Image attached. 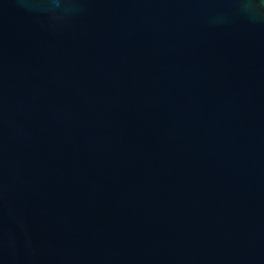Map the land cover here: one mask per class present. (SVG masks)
<instances>
[{
  "label": "water",
  "instance_id": "95a60500",
  "mask_svg": "<svg viewBox=\"0 0 264 264\" xmlns=\"http://www.w3.org/2000/svg\"><path fill=\"white\" fill-rule=\"evenodd\" d=\"M0 264H264V0H0Z\"/></svg>",
  "mask_w": 264,
  "mask_h": 264
}]
</instances>
